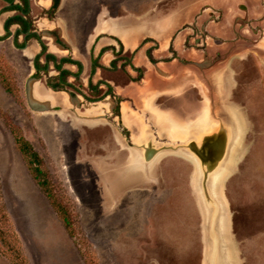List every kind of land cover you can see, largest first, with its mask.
Segmentation results:
<instances>
[{
	"label": "rangeland",
	"instance_id": "rangeland-1",
	"mask_svg": "<svg viewBox=\"0 0 264 264\" xmlns=\"http://www.w3.org/2000/svg\"><path fill=\"white\" fill-rule=\"evenodd\" d=\"M146 1L63 0L58 14L67 22L74 50L56 55L87 62V34L92 32L99 8L106 17L129 15L116 19L117 26L134 22V13L152 15L154 21L147 29L160 32L161 37L140 38L141 48L134 54L145 66V78L153 87L162 84L155 65L148 67L147 48L162 61L174 60L178 48L180 58L174 64L183 69L170 68L181 77V84L195 81L199 92L213 95L211 101H200L192 87L186 86V94L172 101L181 120L201 133V138H194L200 142L206 135H220L224 143L222 133L226 132V152L229 122L239 120L243 127L246 123L231 153L241 160L227 166L235 169L223 185L233 235L230 240L227 234L225 242L236 264H264V0ZM10 10L17 13L5 11ZM36 16L49 18L31 0L30 14L24 17L31 19L30 30L41 36L48 51V39L38 29ZM14 25L20 26L11 25L12 33L0 42L1 76L16 86L15 94L9 93L0 80V206L7 217L0 213V264H207L205 225L210 221L204 218L197 186L191 184L193 163L178 155L177 148L195 153L187 138L163 140L154 133L152 118L145 112L152 94L145 89L148 82L138 80L139 72L129 66L125 69L132 76L124 67L98 69L93 74L94 83L105 79L114 90L124 88L120 91L129 95L125 121L123 112L116 115L117 101L105 94V84L99 85L97 93L89 89V70L68 80L90 99L101 96L99 100L48 86L49 76L58 73L53 63L48 73L32 79L36 54L28 57L14 45ZM48 34L68 48L58 34ZM23 38L20 34L17 41ZM109 40L120 49L109 34H102L95 47ZM161 43L162 48H156ZM113 57L109 51L100 58L109 65ZM34 81L46 91L45 99L33 96ZM168 88L164 82L153 90L163 95ZM106 97L110 108L101 102ZM204 110L209 111V123L201 127L194 120ZM20 135L43 159L51 198L15 141ZM150 143L161 150L155 162L145 159ZM140 153L148 171L136 165ZM62 208L71 230L60 215Z\"/></svg>",
	"mask_w": 264,
	"mask_h": 264
},
{
	"label": "crops",
	"instance_id": "crops-1",
	"mask_svg": "<svg viewBox=\"0 0 264 264\" xmlns=\"http://www.w3.org/2000/svg\"><path fill=\"white\" fill-rule=\"evenodd\" d=\"M1 1H2V7L0 8V36H3L5 33L4 23H5L6 19L8 17L14 15L15 13L14 12L12 13L11 10L4 12V7L10 6L11 3H9L5 0H1ZM29 1L31 4V0H29ZM34 1H35V4L37 6H39L40 10H42V11L50 8L54 3V0H34ZM138 1H142V0H138ZM4 2H5V5H4ZM14 2L15 3H21L20 0H14ZM146 2L149 4L151 3V1H148V0ZM147 3H145V5H147ZM62 5H63V0H60L59 5H58V7L54 13V16L52 18H46V16L45 17L44 16L43 17L42 16H36L38 18H36V21H35L40 32L43 34L44 37H47V39H48V43H47L48 51L52 52L54 54H64L63 52H65V51L70 52V50L71 51L74 50L72 48L70 42H69L70 36H69L67 22L64 18L60 17L58 14V12L62 8ZM149 11H150V9H149ZM104 14H105L104 9L99 8L97 13H96V20H95V24L92 27V32H90L91 34L90 33L87 34L88 35L87 36L88 37L87 38L88 39L87 44L90 45L89 46V53L90 54L87 55L85 58H86V61L88 62V64H87V62L85 63V61L78 58V60H80L82 62L84 70H89V72H90L92 55L94 57H96L99 54V52L101 51V49L105 46H115L114 42L112 40H109L108 42H100V45L98 44L99 46L95 47L96 43H98L100 41L102 34H109V35L113 36L115 40H117V39L120 40V42L122 43V53L124 55L126 53L128 54L134 50L138 51L139 48H141V46H138L140 43V38H146V39L150 38V39L158 40L161 37L160 32L155 31L152 28H151L152 30L147 29V28H149V25L152 26V22L154 21L152 18V15L149 14L148 12L146 14H140V15H137L136 13H134V16L136 17L135 21L132 23H128V24H123L121 26L115 25L114 24L115 20L116 19H123L124 17L129 16V15H123V16L117 15V16L106 17V14L105 15ZM131 14L133 15V13H131ZM14 27H15V29H18L19 26L14 25ZM11 33H12V30H11ZM48 33L58 34L60 40L68 48H65L62 45L58 44L56 42V39L54 37L50 36ZM94 37H95V39H93ZM0 42L4 43V39L0 40ZM219 43L223 44L222 41H220ZM123 44L125 45V47ZM69 46H70V48H69ZM162 46H163V44L161 43L160 47L158 46V48H162ZM149 48H147V49H149ZM39 49H40L39 42L35 38H30V40H28L26 46H24V48H22L21 52H24V54L28 57H33L35 54H37L39 52ZM178 50L179 49L177 48L176 49V58H174V60H172V61L160 60V61H157L155 64H152L151 62H149L147 60L149 62L148 67H152V65H155L158 77L160 79H162V84L164 82H167L169 85V88L166 89L167 93H164L163 95H157L154 93L155 91L153 89H155V87H161L162 84L159 86L153 87V85L151 84V80L147 77L145 78V76H144L143 80L148 82L145 89H146V91L152 92L149 99L147 100L148 103H147V109H145L146 110L145 112H146L147 117L152 118V121H151L152 126L155 127L154 133L157 134V137H160L163 140L166 139V140H172V141H181V140L187 138L189 141V146L192 143L196 146H200L204 142V139H206L209 136L206 135V137H203L201 139V141L198 142V140L196 138H194V136H200V138H201V133L196 129H192L190 122H183L181 120L182 114L178 111L177 107L174 105V102H172V101H175L176 98L186 94L184 92V90H185L184 88L186 86L192 87V89L194 90L195 97L197 99H199L200 101H208V100L211 101L213 99V97H212L213 95L210 93H206V92H199L200 87L195 81H191V80L188 81V79H187L188 82L186 83V86L181 84V82H180L181 77L177 74L176 70H174L173 67L170 68V66H174V67L180 66L177 63H176V65L174 64L175 59L180 58V53ZM109 51H111V50H106L101 55V58L104 56H107ZM111 52L113 53V51H111ZM134 56L135 55L132 56V63L135 66H143L140 64V62L138 60L139 58L136 56L134 57ZM154 57L157 60L160 59V57L157 55ZM101 58H99V62L104 66H108L107 63L103 59L101 60ZM133 58L135 60L134 62H133ZM166 58H169V57H165V59ZM66 67L71 69L72 71H75V69H74L75 65L69 64V65H66ZM148 67H147V69H148ZM180 67L182 68V66H180ZM97 70L94 72V74L97 72ZM126 72L129 76H132V75H130V72L127 69H126ZM146 76H147V74H146ZM1 85H2V83H1ZM33 85L35 87L34 88L35 93L33 91V96L36 94L35 97L45 99L46 96L44 97V95L42 96L41 94H39L40 90H43V91H45V90L37 84V81H34ZM3 88H4V86H3ZM121 89H124V88H121ZM120 90L117 89L115 91L118 95H120L123 98V100L120 102V113L123 112V119H125V121H127V119H128V115H127L128 108H127V105H125V102H127L130 99V97H129V95H127L126 92L122 93ZM159 92H163V91H159ZM223 95H225V93L222 94V96ZM47 97L50 98V96H47ZM161 97H162V99H160ZM66 100H67V97H66ZM101 102H103V104H104V102H109L110 107H111V100L110 99L105 98ZM64 104H66V101ZM133 110L135 111V108H133ZM230 110L232 112V116H234L238 120L236 111L233 108H231ZM208 112H209L208 110H204L202 114L197 116V118L194 120V123H196V125L201 126V127L205 126V124H208L209 123V118L207 116ZM235 125H238V126H235ZM214 126H215V124L213 123L212 127H214ZM228 126H229L228 127V144H229L228 148L225 152L224 157L218 162V164H216V167L212 171L207 172L206 169H208V167L206 165H202L200 163V160L195 156V154H191L190 152H188L185 147L177 148L178 149V152H177L178 155L190 159L193 163L194 170H193V173L191 176V178H192L191 184H192V186H195V185L197 186L198 197H199V200L201 201V204H202L201 208L203 211L204 218L206 219V221L207 220H208V222L210 221V223L208 225H205V226H208L210 231H212V241H210V239L208 237H205L206 238L205 245L208 247V249L206 248L207 256H205L204 261H207V262H208V258L210 255L211 247L214 244H216V243L219 244V249H220L221 240H223V238L225 240L228 239L227 234H228L230 240L233 239L231 226H230V218H229V213H228V206H227V203L225 201L224 194H223V185L226 181V179H225L226 176L230 172L234 171V169H235L234 167L227 169L226 164H227L228 159L232 153V150L234 149V147L236 145L235 139H237L239 136L243 137V132L245 130L246 123H245V126L243 127L241 122L238 120L237 124L229 122ZM235 135H236V137H235ZM150 146H152L156 149H159L158 145H154L153 143H150ZM159 157L160 156L157 155L156 157H154L151 160V162L157 161L159 159ZM240 160L241 159H239V161ZM239 161H237L236 165L238 164ZM136 165L144 168L146 171L149 170L148 164H145L143 162L141 153H140V156L136 158ZM236 165H235V167H236ZM203 170H204V172H203ZM205 175H207V176H205ZM201 181L204 182V185H205L204 187L201 186ZM215 210H216V212H215ZM209 229H208V231H209ZM222 245H223V243H222ZM234 261L236 262L235 258H234Z\"/></svg>",
	"mask_w": 264,
	"mask_h": 264
},
{
	"label": "trees",
	"instance_id": "trees-1",
	"mask_svg": "<svg viewBox=\"0 0 264 264\" xmlns=\"http://www.w3.org/2000/svg\"><path fill=\"white\" fill-rule=\"evenodd\" d=\"M21 1H22L21 4L16 3V4H12L10 6L5 7L4 11L9 10V9H15V10H17V13L6 19V21L4 23L5 34L3 36H0V39L10 35L11 25L18 23L20 25V27L13 34V41H14V45L16 47L23 48L25 46L26 40L30 37H36L39 40V43L41 44V51L38 54H36L34 59H33L35 73L33 74L32 77L38 78V77H40L41 73H48L49 65H50V63H53L54 69L58 73L56 75L49 76V78H48L49 81L47 82L48 86H50L53 90L67 91V92H69V94L71 96H74L76 93H79L87 100H91V101L99 100L101 98V96L97 97L95 99H90L86 93H84L82 90H80L78 87H76L72 82H70L68 80V76L77 77L79 75V73L83 69L82 62L78 59L71 57V56L58 57L56 54H54L52 52H48L46 43L42 40L41 36L36 31L30 30L33 27L31 19L24 17L27 15L29 16V14H30V1L29 0H21ZM59 2H60V0H54V3L50 8L43 10V14L48 15L49 18H52L54 16V13H55L58 5H59ZM20 34L24 35L22 42L17 41V37ZM59 42H60V40H59ZM106 49L115 50V47L114 46H105L101 49V51L97 57L92 56V59H91L92 64H91V71H90V75H89V79H88V87L90 90L97 93L99 91V85L105 84L108 87L105 94L111 95L116 99V101H117L116 111H118L116 114H119V104L123 100V98L114 92L112 86L109 83H107L103 80H98L96 83H94L93 82L94 72L96 71L97 68L116 70L117 69V61L120 59H123V58L125 59V61L122 65V67H124L125 65H130L133 69H135L136 71L139 72V76H140L139 79L143 78L144 70L141 67H135L131 62V57L129 56L126 58V57L122 56L120 51L115 52V58L112 59V61H111V67H106V66L100 64L99 57L101 56V54ZM148 57H149L151 62L154 63L156 61L149 53H148ZM41 58L44 59V63L40 62ZM65 64L76 65L78 68V71L74 72V71L66 68ZM0 80H1L4 88L6 89V91H8L9 93L15 94L16 86H11L5 80V78L3 79V77L1 76V73H0ZM52 80H54V82H52ZM132 80H134V79H132ZM15 141L18 144L20 151L29 157L28 163L30 165L31 171L34 174V177L36 178L38 183L43 187V189L46 191L48 197L51 198L52 191H51L50 186H49V180L47 179V177L45 175L47 173L45 172V170L42 167V165H43L42 157L34 149L32 144L30 143V141L27 140L24 136H22V135L18 136L15 139ZM0 213H1V217H3V218L5 217L7 220L6 214L4 213L1 206H0ZM60 215H62L65 227L67 229H70L69 225L71 224V222H70L68 214L66 213V210H64L62 208L60 211Z\"/></svg>",
	"mask_w": 264,
	"mask_h": 264
},
{
	"label": "water",
	"instance_id": "water-1",
	"mask_svg": "<svg viewBox=\"0 0 264 264\" xmlns=\"http://www.w3.org/2000/svg\"><path fill=\"white\" fill-rule=\"evenodd\" d=\"M32 79H35L32 77ZM225 132V131H224ZM224 135V143H221L220 135L209 136L204 139V142L200 146H196L193 143L189 146L190 149L195 153V156L200 160L202 165H206L208 167L207 172L211 171L216 167V164L224 157L225 149H226V132ZM145 159L147 161H151L154 157L159 155V149H156L152 146H148L145 149ZM231 172L226 176L225 179L229 177ZM201 186L204 187V183L201 181ZM209 229V228H208ZM208 238L212 241V231L209 229Z\"/></svg>",
	"mask_w": 264,
	"mask_h": 264
},
{
	"label": "bare ground",
	"instance_id": "bare-ground-1",
	"mask_svg": "<svg viewBox=\"0 0 264 264\" xmlns=\"http://www.w3.org/2000/svg\"><path fill=\"white\" fill-rule=\"evenodd\" d=\"M46 91H43V90H40L39 91V94H41L43 96V94H45ZM104 104L110 108V104L109 102H104ZM235 126H238V125H235ZM240 130V129H239ZM228 131V130H227ZM241 134V133H240ZM230 135V134H229ZM236 137V135H235ZM240 137V136H239ZM239 137L236 140V146H237V141L239 140ZM231 139V138H230ZM152 142V141H151ZM235 146V148H236ZM139 152V151H138ZM137 158V157H136ZM232 160L234 161H238V158L236 160V158H234V156L230 155L229 159H228V162L226 164V168L227 166H231V162ZM221 163V162H220ZM218 164V163H217ZM218 168V167H217ZM205 170V169H204ZM203 170V172H204ZM207 170V169H206ZM213 170V169H212ZM211 170V171H212ZM207 176V175H205ZM219 177V176H218ZM217 177V178H218ZM205 179V178H204ZM206 182V181H205ZM204 183V182H203ZM205 186V185H204ZM206 188V187H205ZM206 192V191H205ZM208 194V193H207ZM215 205V204H214ZM217 207V206H216ZM219 209V208H218ZM216 212V210H215ZM217 215V214H216ZM214 218V217H213ZM213 221V220H212ZM215 221V220H214ZM222 229V228H221ZM223 243V245H222ZM231 249L228 247L227 243L225 242V239L223 238V240H221V243H220V249H219V244H214L212 247H211V250H210V255H209V258H208V262L207 264H236V262L234 261V257L231 255Z\"/></svg>",
	"mask_w": 264,
	"mask_h": 264
},
{
	"label": "flooded vegetation",
	"instance_id": "flooded-vegetation-1",
	"mask_svg": "<svg viewBox=\"0 0 264 264\" xmlns=\"http://www.w3.org/2000/svg\"><path fill=\"white\" fill-rule=\"evenodd\" d=\"M5 1L11 3L10 5H12V4H16V3L14 2V0H5ZM21 3H22V1H21ZM21 3H19V4H21ZM12 16H13V15H12ZM25 18H26V17H25ZM19 27H20V26H19ZM19 27H18V28H19ZM4 29H5V28H4ZM10 34H11V29H10ZM22 35H23V34H22ZM2 39H4V37H3ZM2 39H0V40H2ZM117 41L119 42V45H120V49H119V50L116 49V46H114V47H115V50H112V49H106V50H111V51H113V55H114L113 59L115 58V52L120 51L121 55L124 56V57H125L126 55H129V56L131 57V62H132V56L134 55V53H135L137 50L131 51L130 53L124 55V54L122 53V43H121L120 40H118V39H117ZM23 48H24V47H23ZM156 48H158V47H156ZM106 50H105V51H106ZM105 51H104V52H105ZM104 52H103V53H104ZM99 53H100V52H99ZM103 53H102V54H103ZM148 53H149V54H150V55L156 60L154 63L150 61V59H149V57H148ZM102 54H101V55H102ZM98 55H99V54H98ZM98 55H97V56H98ZM92 56H93V55H92ZM97 56H96V57H97ZM146 56H147V59L149 60V62H151L152 64H155L157 61H160V60H161V59H158V60H157V59L152 55V53H150V48L146 50ZM100 57H101V56H100ZM100 57H99V58H100ZM73 58H74V57H73ZM91 59H92V58H91ZM120 60H122V63H121V64H118V61H120ZM120 60L117 61V69L121 68L122 65H123V63H124V61H125L124 58H123V59H120ZM111 61H112V59H111ZM111 61H110V64H109L108 66H106V67H111ZM91 64H92V62H91ZM100 64H101V63H100ZM132 64H133V63H132ZM72 65H74V64H72ZM133 65H134V64H133ZM75 66H76V65H75ZM127 66H129L130 68H132L130 65H125V66H124V69H125ZM134 66H135V65H134ZM76 67H77V66H76ZM135 67H141V68H144L145 66H144V67H143V66H135ZM66 68H67V67H66ZM34 69H35V68H34ZM68 69H69V68H68ZM97 69H101V68H97ZM97 69H96V70H97ZM132 69H133V68H132ZM70 70H71V69H70ZM82 70H83V69H82ZM125 70H126V69H125ZM134 70H135V69H134ZM90 71H91V68H90ZM135 71H136V70H135ZM89 75H90V72H89ZM143 78H144V73H143ZM143 78H141V79H143ZM88 79H89V78H88ZM141 79H138V80H141ZM99 80H103V81L109 83L108 81H106V80H104V79H99ZM131 80H132V78H131ZM132 81H134V80H132ZM96 82H97V81H96ZM109 84L111 85V83H109ZM111 86H112V85H111ZM112 88H113V87H112ZM113 90H114V88H113ZM114 92L116 93L115 90H114ZM78 96H80V95H76V97H78ZM106 98H107V97H106ZM120 114H121V113H120V104H119V114H116V115H120Z\"/></svg>",
	"mask_w": 264,
	"mask_h": 264
}]
</instances>
